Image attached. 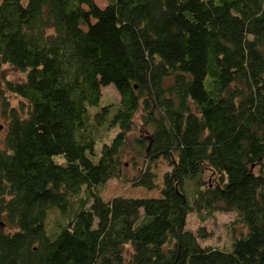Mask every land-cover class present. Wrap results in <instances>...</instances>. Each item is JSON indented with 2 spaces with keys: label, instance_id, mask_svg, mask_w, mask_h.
<instances>
[{
  "label": "trees",
  "instance_id": "16d2710c",
  "mask_svg": "<svg viewBox=\"0 0 264 264\" xmlns=\"http://www.w3.org/2000/svg\"><path fill=\"white\" fill-rule=\"evenodd\" d=\"M106 1L0 0V264H264V0ZM218 210L227 248L185 228Z\"/></svg>",
  "mask_w": 264,
  "mask_h": 264
},
{
  "label": "rangeland",
  "instance_id": "374dc122",
  "mask_svg": "<svg viewBox=\"0 0 264 264\" xmlns=\"http://www.w3.org/2000/svg\"><path fill=\"white\" fill-rule=\"evenodd\" d=\"M98 5L101 7H104L107 4L106 0H94ZM0 71V89L4 87V82L2 79V73L4 72L5 76L11 80H23L25 78V72L21 71L19 69L13 68L9 64H3L1 66ZM102 101L99 106H102L106 102L109 101H118L120 100V95L117 89H115L114 85L109 84L106 86H102ZM8 94V93H7ZM10 97V100L12 104H15L17 102V96L13 94H8ZM98 109V106H93L92 110ZM136 126L129 134V138L127 141V148L125 151L126 156L124 157V162L126 165L129 166L130 171H134V165L131 161V154L132 153V147L134 146L133 138L139 134H147L145 131L142 130V114L141 111H139L135 117ZM5 122L6 118L2 116V111L0 107V142L4 139V133H5ZM116 131L111 130L109 131V135L114 134ZM109 137H106L105 140H108ZM141 162V160H140ZM138 162V163H140ZM153 171L157 175L156 183L158 185L162 184V178L163 173L167 170H170L171 167L167 161L160 157L156 160L155 165L153 166ZM122 195L124 197H151V196H159L160 190L158 188L148 190L142 186H133L131 182L125 183L119 179H109L105 185V189L102 192V196L104 199H110L113 196ZM186 224L185 228L190 230H197V227L204 226L209 230L211 233L206 238L201 239V243L208 245L212 244L213 246L227 248L228 245H230L231 242V220L235 217L234 212H223V211H216L213 215L207 217V219L202 220L200 217H197V214L195 212H190L187 214ZM50 226L52 225V220H49ZM8 229V228H6ZM244 227H240V231L244 230Z\"/></svg>",
  "mask_w": 264,
  "mask_h": 264
},
{
  "label": "water",
  "instance_id": "95a60500",
  "mask_svg": "<svg viewBox=\"0 0 264 264\" xmlns=\"http://www.w3.org/2000/svg\"><path fill=\"white\" fill-rule=\"evenodd\" d=\"M2 127H1V125H0V129H1Z\"/></svg>",
  "mask_w": 264,
  "mask_h": 264
}]
</instances>
